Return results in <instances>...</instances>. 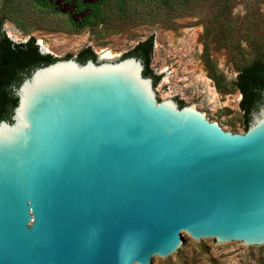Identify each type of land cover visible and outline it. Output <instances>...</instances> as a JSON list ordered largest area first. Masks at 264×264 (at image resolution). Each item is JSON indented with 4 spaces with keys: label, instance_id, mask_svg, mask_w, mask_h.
I'll use <instances>...</instances> for the list:
<instances>
[{
    "label": "water",
    "instance_id": "1",
    "mask_svg": "<svg viewBox=\"0 0 264 264\" xmlns=\"http://www.w3.org/2000/svg\"><path fill=\"white\" fill-rule=\"evenodd\" d=\"M143 71L56 59L12 87L0 264H168L187 235L264 249V94L238 134L161 101Z\"/></svg>",
    "mask_w": 264,
    "mask_h": 264
},
{
    "label": "rangeland",
    "instance_id": "2",
    "mask_svg": "<svg viewBox=\"0 0 264 264\" xmlns=\"http://www.w3.org/2000/svg\"><path fill=\"white\" fill-rule=\"evenodd\" d=\"M1 32L15 44L32 37L41 54L58 59L90 48L96 62L117 61L153 36L149 68L160 77V100H181L243 134L233 83L241 68L264 61V0H0ZM211 70L224 78L220 89ZM183 242L190 249L168 264H264V249L189 235Z\"/></svg>",
    "mask_w": 264,
    "mask_h": 264
},
{
    "label": "trees",
    "instance_id": "3",
    "mask_svg": "<svg viewBox=\"0 0 264 264\" xmlns=\"http://www.w3.org/2000/svg\"><path fill=\"white\" fill-rule=\"evenodd\" d=\"M103 2L105 0H99ZM159 0H146V2H157ZM153 36H149L138 42L132 50L123 55L124 57L134 56L140 58L144 64L143 75L151 77L153 87L157 85L160 77L153 74L149 68L152 56ZM71 58L66 55L63 59ZM91 58L96 61L95 54L90 48L82 49L78 52L76 60L84 63ZM54 58L48 54H41L35 44V39L30 37L26 42L15 44L3 32L0 33V121L10 120L12 109L16 106L17 99L12 93V87L17 86L24 75L39 66L54 62ZM211 79L216 88L220 89L224 82L221 74L211 70ZM235 89L240 94L239 109L243 116V130H247L250 114L256 111L262 103L264 94V61L254 60L247 66L241 68L233 83ZM179 107L184 106V102L177 100Z\"/></svg>",
    "mask_w": 264,
    "mask_h": 264
},
{
    "label": "bare ground",
    "instance_id": "4",
    "mask_svg": "<svg viewBox=\"0 0 264 264\" xmlns=\"http://www.w3.org/2000/svg\"><path fill=\"white\" fill-rule=\"evenodd\" d=\"M10 29H11V28H10ZM14 31H15V30L13 29V32H14ZM10 37H11V39L15 40L14 34H12L11 30H10Z\"/></svg>",
    "mask_w": 264,
    "mask_h": 264
}]
</instances>
